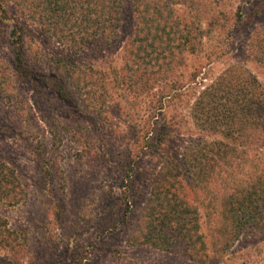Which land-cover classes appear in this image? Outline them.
I'll use <instances>...</instances> for the list:
<instances>
[{
    "label": "rangeland",
    "instance_id": "1",
    "mask_svg": "<svg viewBox=\"0 0 264 264\" xmlns=\"http://www.w3.org/2000/svg\"><path fill=\"white\" fill-rule=\"evenodd\" d=\"M150 1H139V11L146 5V17L154 12ZM159 1L187 23L189 33L195 29L199 43L193 54L185 51L177 64L172 62L169 72L176 82L156 75L148 92L121 86L127 81L120 78L131 0L120 1L116 42L75 53L10 9L7 28H0V86L7 87L0 98V161L16 175L21 198L14 205L0 203V217L21 252L14 263L0 245V264H264V231L239 235L221 254L203 238L197 247L202 260L181 249L127 242L163 157H175L199 135L192 117L196 94L226 70L249 73L264 91V62L247 49L253 29L264 26V0ZM15 21L24 25L23 59L30 76L11 70L6 34ZM85 65L103 69L96 84L103 90L98 114L84 107L81 91L79 97L71 87L73 79L62 74L72 69L78 76L75 69ZM160 65L158 60L151 71ZM110 67L118 71L115 83L104 70ZM125 68L134 65L128 62ZM63 77L65 97L54 86L55 78ZM197 211L198 233L205 237L210 217L200 201Z\"/></svg>",
    "mask_w": 264,
    "mask_h": 264
},
{
    "label": "trees",
    "instance_id": "2",
    "mask_svg": "<svg viewBox=\"0 0 264 264\" xmlns=\"http://www.w3.org/2000/svg\"><path fill=\"white\" fill-rule=\"evenodd\" d=\"M120 1L0 0V28H7L13 9L22 20L39 25L43 34L68 52L90 46L99 48L117 40ZM131 1V29L122 41L124 76L120 78L127 81L120 85L127 90L148 92L155 77L162 75L161 79L176 82L169 70L185 51L193 54L199 43L195 29L189 33L187 23L159 0L150 1L149 8L154 12L147 17L146 5H141L144 15L141 16L140 0ZM23 26L15 21L6 35L11 47V70L30 76L32 71L26 70L23 59L26 48ZM253 32L248 52L264 62V26ZM158 60L161 65L151 71L150 67ZM128 62L134 68L124 70ZM115 69L104 68L113 83L114 77L118 78ZM101 70L85 65L75 69L78 76H73L72 69L62 73L73 79L71 87L77 96L82 94L84 107L92 108L96 114L103 100V90L96 85L104 77ZM65 78L63 81L55 78L54 86L61 97L68 91ZM190 79L193 81V77ZM6 91L7 87L1 85L0 98ZM192 111L199 135L186 141L175 157L168 154L163 157L127 242L159 250L181 249L187 257L202 260L205 255L197 247L203 244V238L214 253L221 254L239 235L264 231V91L249 73L226 70L196 94ZM103 119L106 120L104 115ZM213 134L218 137L207 138ZM20 196L16 175L0 161V203L14 205ZM199 201L210 217L205 237L198 233ZM0 245L15 263L20 245L1 217Z\"/></svg>",
    "mask_w": 264,
    "mask_h": 264
}]
</instances>
